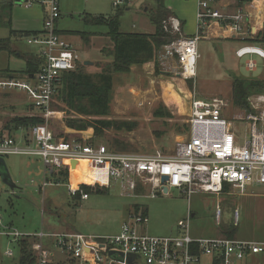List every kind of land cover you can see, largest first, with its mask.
I'll return each instance as SVG.
<instances>
[{"label":"built area","instance_id":"built-area-1","mask_svg":"<svg viewBox=\"0 0 264 264\" xmlns=\"http://www.w3.org/2000/svg\"><path fill=\"white\" fill-rule=\"evenodd\" d=\"M124 1L113 0V6ZM20 3L25 8L39 4L45 9L41 31L26 36V42L38 50V70L24 78H0V90L24 92L32 109L25 115L46 119L53 113L50 108L62 76L77 70L83 61L72 44L55 29L60 16L58 0H21ZM162 23L168 39L161 49L176 60L177 75L184 80L196 75L198 41L210 39L213 25L221 30V38L243 43L234 54L237 58L249 56L244 63L247 71L258 68L253 55L263 60L264 78V0H196V28L191 35L182 34L181 24L174 16ZM249 104L258 114L250 116V126L241 138L236 127L223 117L227 106L223 100L193 98L187 136L166 156L117 151L102 143H86L81 138L58 137L46 122L28 130L19 129L18 135L0 136V156H38L50 174L64 167L69 172L71 162L85 160L96 179L90 184L79 182L76 189L69 190L71 196L80 190L81 184L104 187L118 184L124 195L155 196L157 192L168 194L175 188L188 198L194 193L220 195L233 193L234 189L244 191L250 185L264 187V93L250 96ZM163 176L167 177L164 181ZM45 184L43 180L42 185ZM87 196L80 192V199ZM239 214L238 207L234 208L233 226H238ZM214 215L218 222L221 216L218 204ZM147 220L141 211L129 213L120 231L113 235L42 231L24 234L2 226L0 220V234L8 236L14 244L21 237H34L31 244L34 264H63L57 253L64 256V264H205L204 256L210 259V264H239L250 255L264 253V234L261 240L195 238L189 234L187 217L177 222L179 235L158 237L139 230ZM110 251L123 259L112 258ZM4 254L12 258L14 252L6 249ZM131 255L135 257L128 262Z\"/></svg>","mask_w":264,"mask_h":264},{"label":"rangeland","instance_id":"rangeland-1","mask_svg":"<svg viewBox=\"0 0 264 264\" xmlns=\"http://www.w3.org/2000/svg\"><path fill=\"white\" fill-rule=\"evenodd\" d=\"M128 1L125 0L120 6L126 5ZM59 3L61 16L57 20V28L69 35L66 39L79 51L82 61L92 62L82 69L85 72L98 70L111 60L109 54L112 44L103 34L106 32V26L86 23L84 16L113 14L115 12L113 0H59ZM155 4L156 0H133L130 9H124L119 17L120 30L151 33L154 26L149 17ZM16 8L22 7L15 5L11 17L7 10H0V38L9 36L13 24L12 22L8 24L10 18L12 20L13 16L20 17L16 13ZM194 23L196 24V17ZM195 28L196 25L193 32ZM78 32L87 34L88 39H91L90 44L84 42ZM10 44L17 52L24 54L33 52L24 36H11ZM241 45H243L241 41L233 38L217 36L212 39L201 38L198 41L196 75L188 80L177 75V64L170 57H165V54L160 59L156 57L153 66L134 65L128 73L113 75L108 118L131 123L133 127L131 130L105 129L95 134L92 127L84 130L71 128L67 125L66 119L76 115L68 113L64 104L57 99L50 108L53 113L46 119L42 118L43 122H46L58 137L90 139L92 142L102 143L124 152L166 156L172 154L177 142L187 136L190 101L193 98L204 100L219 98L227 104L223 117L236 127L238 136L242 138L250 126V116L257 115L258 110L250 104L252 112H246L233 105L232 78L261 77L263 60L253 55L258 68L256 71H247L244 63L249 56L237 58L234 54ZM102 48H105L103 53ZM159 51L162 50L159 49L156 53ZM7 67L21 70L24 67L23 58L1 51L0 69ZM250 96L247 97L248 103ZM29 104L30 101L24 92L0 90V130L9 118L16 115L25 116L27 112L32 111ZM240 117L243 121L239 119ZM77 118L83 117L77 115ZM18 133L19 130L13 134ZM113 140L117 143H113ZM3 160L15 189L12 192L0 179L2 225L11 224L13 226L11 229L23 233L31 234L43 230L113 235L120 231L128 214L134 212L137 207L145 212L148 219L139 230L152 236L179 235L181 230L177 222L188 217L189 234L195 238L227 237L241 240L263 238L264 187L261 185H250L246 186L244 191L234 189L233 193L220 195L194 193L188 198L175 188H171L168 194L157 192L155 196L124 195L118 184L111 183L105 190L88 192L86 199H80L69 194L67 182L56 183L54 176L49 173L45 176L48 183L42 186L44 165L40 157L13 154L4 156ZM71 165L74 163L71 162ZM137 192H140V189ZM216 204L221 209L218 222L214 215ZM236 207L240 214L238 226L234 227L232 216ZM232 229L234 232L228 236L226 232ZM6 249L13 250L12 258L4 254ZM57 255L62 256L59 253ZM61 259H64V256ZM202 259L205 264H210L208 257L204 256ZM0 264H19L18 249L14 242L1 234ZM239 264H264V253L250 255Z\"/></svg>","mask_w":264,"mask_h":264},{"label":"trees","instance_id":"trees-1","mask_svg":"<svg viewBox=\"0 0 264 264\" xmlns=\"http://www.w3.org/2000/svg\"><path fill=\"white\" fill-rule=\"evenodd\" d=\"M5 2V4L0 5V10H7L10 13L12 4L9 1ZM113 7L115 8L113 14H85L84 16V22L86 23L106 26L104 35L112 44L109 54L111 60H108L106 64L94 72H85L82 69L85 66L84 62H82L77 70L65 73L62 76L61 84L55 94V99L60 100L64 104L68 113L76 115L66 119L67 125L78 130L92 127L95 134H99L105 129L131 130L133 128L132 124L127 121L108 118L113 75L128 73L133 65L141 66L144 63L155 60L156 51L161 49L168 39L162 22L172 15L170 10L165 6L164 0H156L155 7L149 17L150 22L154 26L152 33L123 32L120 30L119 17L124 11L125 5ZM8 24L10 25V20ZM78 33L82 38L88 39L87 34ZM28 34L29 32L17 33L10 29L7 38H0V52L6 51L9 54H17L24 61L23 70L17 71L8 67L0 69V78H24L26 75L30 76L38 70L39 59L35 53L18 54L10 45L11 36H26ZM262 37H264V32L262 33ZM104 51L105 48H102L101 53ZM155 67H158L157 62L155 63ZM257 93H264V78L262 76H233L231 97L233 105L246 112H252L247 97ZM77 115L83 118H77ZM42 122L43 119L37 116L16 115L4 122L2 130H0V136H11L19 129L28 130L31 126ZM78 139L80 140V138ZM85 142L89 144L97 143L90 141V139L85 140ZM113 143H117V141L113 140ZM109 148L121 151L118 148ZM51 175L56 180L60 177L62 181L67 182L68 172L66 167L52 172ZM105 188L99 185L90 186L81 184L79 186L80 190L76 191L72 196L80 198V192L87 194L91 191H103ZM134 211L139 212L140 210L135 207ZM233 232L234 230L232 229L226 232V234L230 236ZM33 241H35V238L32 236H24L16 241L15 246L18 249L19 264L35 263V256L31 251Z\"/></svg>","mask_w":264,"mask_h":264},{"label":"crops","instance_id":"crops-1","mask_svg":"<svg viewBox=\"0 0 264 264\" xmlns=\"http://www.w3.org/2000/svg\"><path fill=\"white\" fill-rule=\"evenodd\" d=\"M5 1H9V2H11V9H10V17H11V13H13V11L15 10V5H20V7H22V8H16V13L18 14V15H20V17H14L13 16V18H12V20H11V18H10V23L12 22L13 24H12V30H14L15 32H29V34L28 35H26V36H29V35H32V34H36V33H38V32H40L41 31V29H42V23H43V18H44V15H45V9H44V7L43 6H41V5H39V4H34V5H36V6H34V5H32L31 7H29V8H25V7H23V6H21V3H19V4H16L15 2H14V0H4V1H1L0 0V5H2V4H5L6 2ZM58 2H59V0H58ZM164 3H165V6L170 10V12H171V14H172V16H174V17H176L177 19H178V21L180 22V24H181V30H182V32H183V35H191V34H193L194 32V30H193V28L195 27V23H194V21H195V11H196V0H165L164 1ZM133 5V0H129L128 2H127V4L125 5V9L126 10H129L130 9V7ZM59 7H60V3H59ZM93 15V14H92ZM98 15V14H97ZM105 15V14H104ZM107 15V14H106ZM60 16H61V11H60ZM59 16V17H60ZM58 20V19H57ZM57 20H56V22H55V29H56V31H58L60 34H62L65 38H67V37H69V35L68 34H66L63 30H59L58 28H57ZM211 31H212V33L214 34V36H217V37H220V34H221V30L219 29V28H217L215 25H213L212 27H211ZM153 32V31H152ZM151 32V33H152ZM68 33H70V32H68ZM150 33V32H149ZM71 34V33H70ZM79 34V33H78ZM104 34V33H103ZM102 34V35H103ZM92 35H94V33H92ZM15 36H17V35H15ZM26 36H24L25 37V39H26ZM213 35H212V37H214ZM212 37L210 38V39H212ZM82 38V37H81ZM206 38V37H205ZM221 38V37H220ZM83 39V41L84 42H86L87 44H90V41H91V39L89 38V39H85V38H82ZM27 43V42H26ZM71 43V42H70ZM107 43V42H106ZM28 44V43H27ZM11 45V44H10ZM29 45V44H28ZM32 48H33V53H35L36 54V56H37V58H38V54H37V52H38V50H37V48L35 47V46H33V45H30ZM15 50V49H14ZM162 50V49H161ZM16 51V50H15ZM17 52V51H16ZM77 52H79L78 50H77ZM18 54L20 53V52H17ZM16 56L17 57H19L17 54H16ZM164 56V51L162 50V51H159V53L157 54H155V57H154V59H156V57H158L159 59L160 58H162ZM165 57H167V58H169L168 56H165ZM172 60H174L175 61V63H176V60L174 59V58H171ZM86 61V60H85ZM88 61V60H87ZM84 62V61H83ZM153 63H154V60H152V61H149V62H147V63H144L143 64V67H147L148 65H149V67L150 66H153ZM134 66V65H133ZM133 66L131 67V68H133ZM24 68V67H23ZM23 68L21 69V70H23ZM28 110V109H27ZM28 113V112H27ZM30 113V112H29ZM5 162V161H4ZM5 165H6V163H5ZM6 168H7V166H6ZM58 170V169H57ZM7 171H8V169H7ZM68 172V171H67ZM46 173H49L48 171H46L45 170V168H44V179L43 180H46ZM69 173L70 172H68V179H67V184H68V191L71 189V186H70V182H69V177H70V175H69ZM9 174V173H8ZM50 174V173H49ZM10 177V176H9ZM1 179V178H0ZM10 180H11V178H10ZM11 182H12V180H11ZM55 182L56 183H60V182H64V181H62L61 179H60V177H58V179L56 180L55 179ZM4 183V182H3ZM46 183H48V181L46 180ZM14 184V183H13ZM46 185V184H45ZM8 186V185H7ZM43 186V185H42ZM77 186H78V184H77ZM77 186H76V188H77ZM39 188H41L40 186H39ZM76 188H74V189H76ZM14 189H15V184H14V187L13 188H10V190L12 191V192H14ZM70 194V193H69ZM0 220H1V217H0ZM1 223H2V221H1ZM2 226H7V227H9V228H11V227H13L11 224H5V225H2ZM15 230H17V229H15ZM40 231H42V232H44L43 230H40ZM20 232V231H19ZM39 232V231H38ZM58 232H65V231H58ZM69 232H77V231H69ZM21 233H23V232H21ZM47 233H50V232H47ZM52 233H56V232H52ZM24 234H28V233H24ZM31 234H35V232L34 233H31ZM62 257V256H61ZM62 260V263L64 262L65 263V259H61ZM63 263V264H64Z\"/></svg>","mask_w":264,"mask_h":264},{"label":"bare ground","instance_id":"bare-ground-1","mask_svg":"<svg viewBox=\"0 0 264 264\" xmlns=\"http://www.w3.org/2000/svg\"><path fill=\"white\" fill-rule=\"evenodd\" d=\"M181 93V91H179ZM179 99H181L180 94H178ZM74 165L70 169L69 182L71 188H76L79 182L93 183L96 179V176L93 172L87 167V162L85 160L73 161Z\"/></svg>","mask_w":264,"mask_h":264},{"label":"water","instance_id":"water-1","mask_svg":"<svg viewBox=\"0 0 264 264\" xmlns=\"http://www.w3.org/2000/svg\"><path fill=\"white\" fill-rule=\"evenodd\" d=\"M14 2L16 4H19L21 2V0H14ZM92 62L91 61H84V65H90ZM74 162H72L73 164ZM0 178L1 180L6 184L8 185L10 188H13L14 187V184L11 182L10 180V177H9V174H8V171H7V168H6V165H5V162L3 160V157L0 156ZM167 177L166 176H163L162 177V181L166 180ZM163 191L166 192V188H163ZM110 256L112 258H115V259H119V260H122L123 257L122 255L120 256H117V254L115 252H112L110 251L109 252ZM135 257V255H131L127 258L128 262H131L132 259Z\"/></svg>","mask_w":264,"mask_h":264}]
</instances>
